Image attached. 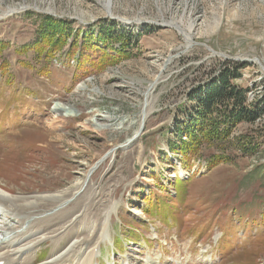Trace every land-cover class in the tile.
Returning <instances> with one entry per match:
<instances>
[{
	"label": "rangeland",
	"instance_id": "obj_1",
	"mask_svg": "<svg viewBox=\"0 0 264 264\" xmlns=\"http://www.w3.org/2000/svg\"><path fill=\"white\" fill-rule=\"evenodd\" d=\"M106 3L0 0V187L28 198L74 195L65 206L37 204L60 212L35 218L25 232L95 235L91 226L102 217L105 241L90 264H264L263 117L231 135H247L252 152L232 141L190 155L169 147L185 94L218 63L247 64L239 83L250 101L263 98L264 0H112V16ZM40 16L74 22L62 48L45 45L53 55L45 72L33 49ZM109 22L128 29L132 43L140 34L138 43L125 58L118 43L94 41L104 67L83 76L73 48ZM175 25L191 34L190 46ZM90 26L89 36L82 27ZM152 86L153 112L139 141L128 144ZM56 105L70 112L54 119ZM222 149L231 159L211 167ZM73 240L44 241L33 264Z\"/></svg>",
	"mask_w": 264,
	"mask_h": 264
},
{
	"label": "trees",
	"instance_id": "obj_2",
	"mask_svg": "<svg viewBox=\"0 0 264 264\" xmlns=\"http://www.w3.org/2000/svg\"><path fill=\"white\" fill-rule=\"evenodd\" d=\"M39 21L38 42L34 43L33 49L36 56L43 60L44 68L41 71L45 72L48 61L53 56L45 45L51 41L52 46L62 48L64 45L62 39L71 34L70 28L74 22L51 16H40ZM98 25L99 31L96 34L97 37L94 34L93 41H80L78 46L73 48V51H76L74 55L78 53L81 55L78 72L83 76L97 74L104 67V62L96 51L99 47L94 44V41L118 43L119 55L127 58L130 57L129 49L138 43L137 40L140 37L138 34L135 43H132L133 34L128 33V29L119 27L117 22L99 23ZM82 28L88 30L90 36L94 27ZM70 53L73 52L69 51ZM86 64L88 66H85ZM247 67V64L224 60L218 63L212 74L207 75L208 80L192 87L185 94V102L180 105L173 126H171V133L176 138L174 143L173 139L169 144L172 153L175 148L180 153L188 155L196 153L197 149H202L204 146L219 149L220 144L229 141L240 145L239 150L242 152L243 150L252 152V149L244 145L245 142L250 143L247 135H241L236 139L231 136L240 124H254L260 118L264 119V95L260 100L250 101L248 90L242 83H239ZM183 135L185 139H182ZM225 150H218L210 156L211 167L231 159Z\"/></svg>",
	"mask_w": 264,
	"mask_h": 264
},
{
	"label": "bare ground",
	"instance_id": "obj_3",
	"mask_svg": "<svg viewBox=\"0 0 264 264\" xmlns=\"http://www.w3.org/2000/svg\"><path fill=\"white\" fill-rule=\"evenodd\" d=\"M107 1L108 4L106 3L105 8H107L108 14L112 16V11H111L112 0H107ZM13 11H15V9H9L7 12L10 13ZM16 11L18 10L16 9ZM177 29L179 30L181 35L185 37L186 39L185 42L187 43V46H190L193 41L191 34L186 33L179 26L177 27ZM152 92H153V86L146 95L147 108L145 109L142 117V120H144V122L147 121V119L151 116V113L153 112V108L150 103V100L153 103L155 102L152 98ZM67 112L70 111H66V113ZM64 113L65 111L62 110V107L56 105V108L53 112V117L54 119L58 118L59 116H62L63 118L65 117L64 115L66 114ZM79 193H80V189L79 191L76 192L75 195ZM65 196H66V192L61 191L56 194H48L46 196H41L38 198H28L26 196L20 197V196H15L9 193L8 190L6 191L5 189H2L0 187V218L1 216L4 215V220H0V264H33L32 262L33 259L37 258L36 255V252L38 251L37 249L40 247V245L43 244L44 241L53 240L56 241L57 242L56 244L58 245V243H60L62 240H64L68 244L69 241L72 239L74 240L69 246L66 245L67 247L65 246L60 252L56 254H52L47 260L39 264H69L68 262L70 258H74L75 260L74 264H90V259L94 253V248L96 247V245H98L99 247L100 246L99 243L100 242L103 243L105 241V239L103 238L104 236L103 237L101 236L104 233V227L106 229V226L104 224L105 222H102L103 219L102 217H100L99 220L100 223L98 227H95L94 224H92L91 226L92 227L91 234H95V235H62V234L54 235L50 233L47 234L44 231L27 234V232H25L29 226L33 225L35 218L38 219L48 216L53 217L54 215L60 212V211L55 212L56 208L54 209L48 208L50 209L48 210L45 207L39 205H38L39 207H37V204L45 205L46 202L48 201L56 200V201H60L58 205L64 204L65 206L66 205L65 203H68L69 199L74 197V195L70 197L69 196L65 197ZM95 202L96 201H94V203ZM103 212L104 211H102L101 214ZM96 221H98L97 218ZM96 235L97 237L95 238ZM75 247H77V249L73 251ZM89 248H91L92 250L89 253H86V250H88ZM67 251H73V252L67 253Z\"/></svg>",
	"mask_w": 264,
	"mask_h": 264
},
{
	"label": "water",
	"instance_id": "obj_4",
	"mask_svg": "<svg viewBox=\"0 0 264 264\" xmlns=\"http://www.w3.org/2000/svg\"><path fill=\"white\" fill-rule=\"evenodd\" d=\"M213 54H216V52L213 50V49H211V48H208ZM256 61H258L257 59H256ZM144 126H145V122H144V120H142V122H141V124H140V127H139V130L134 134V137L133 138H130V139H128L127 140V143L128 144H130V143H132L133 142V144L132 145H134L135 143H137L138 142V137H139V132L141 133V132H143L144 131ZM120 147V148H119ZM116 148H118V149H122V146H117ZM116 148H114V149H112V150H115ZM110 152H108L101 160H104L107 156H108V154H109ZM98 163H100V161L98 162ZM97 163V164H98ZM96 167H97V165L94 167V168H92L91 169V171H90V173H89V175H88V178L91 176V174L93 173V171L96 169ZM88 180V179H87Z\"/></svg>",
	"mask_w": 264,
	"mask_h": 264
}]
</instances>
